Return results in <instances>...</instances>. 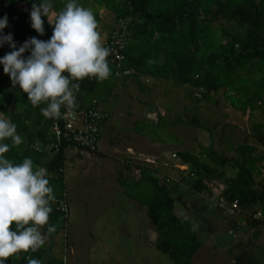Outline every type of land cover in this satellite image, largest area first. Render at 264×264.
<instances>
[{"label": "trees", "instance_id": "obj_1", "mask_svg": "<svg viewBox=\"0 0 264 264\" xmlns=\"http://www.w3.org/2000/svg\"><path fill=\"white\" fill-rule=\"evenodd\" d=\"M94 1L115 13L117 26L121 19L129 22L125 60L121 71L134 69L136 74L116 77V67L109 56L107 59L115 80H163L177 87H188L189 95L197 103L215 105L219 104L217 95L223 90L235 110L243 114L258 109L264 111V0H123L121 4L112 0ZM35 2L36 0H0V18L5 15L8 17V27L4 33L12 34L17 47L31 37L46 41L52 35V25L45 18H42L45 29L43 36L32 29L29 13ZM51 2L54 13L61 10L63 0ZM79 3L86 6L90 0H79ZM222 20L227 25L221 23V29L216 30L215 25ZM49 21L53 20L49 18ZM116 28L110 34L109 40ZM215 35H220L217 41ZM131 37H135L136 42L140 43L138 56H129L128 43ZM3 51L11 49L5 45L0 48V52ZM97 82L95 78L85 81L81 90L76 93V106L90 108H84L80 104L81 93ZM201 89L204 92L200 98L197 94ZM43 105H39V109L32 106L27 94L18 86L13 89L11 80L0 66V112H4L17 125L19 135L23 136L26 132L28 136L33 125L41 124ZM36 110L41 115H35ZM62 111L64 107L61 108ZM194 120L195 127L211 131L209 127L197 123L196 118ZM49 122L55 139L53 151L59 156L68 148L92 153L63 138L59 139L54 131L53 119H49ZM252 130L256 143L251 145L246 142L238 148L235 156H223L213 145L199 155L188 151L179 155L190 165L188 181L191 190L200 194L206 193L209 200L215 198L218 202H227L229 208L240 214L245 212L246 231H254V239L258 241L261 228L264 227V182L259 181L263 175L261 166L264 155L258 149L260 146L264 147V126L255 123ZM5 142L11 144V141ZM31 142L25 149L22 144L10 147L6 157L13 163H20L26 157L32 160L36 157L39 160L43 157L42 150L37 149L35 143ZM137 163L133 162L134 165L126 171V177L121 172L120 180L122 185L132 189L137 188L142 179L152 184V193L147 201H143L140 195L128 196L147 207L149 218L158 235L159 252L168 256L173 264H193L194 257L203 245L194 229L175 214L176 199L171 195V180L167 177L151 176L144 165ZM137 169H141L142 175L135 173ZM61 183L65 188L63 180ZM66 198L63 193L56 197V201ZM56 201L52 203L54 214L49 217V223H52V219L60 222L55 233L66 222ZM259 214L262 216L259 217ZM251 247V244L236 246V250L248 248L249 251L234 264H262L259 254ZM261 254L264 256V249ZM29 255L41 260L42 264L44 261L45 264H64L63 250L61 258H46L47 253L42 248L35 253H21L9 257L6 264H27L25 257ZM70 255L71 253L68 258Z\"/></svg>", "mask_w": 264, "mask_h": 264}, {"label": "crops", "instance_id": "obj_2", "mask_svg": "<svg viewBox=\"0 0 264 264\" xmlns=\"http://www.w3.org/2000/svg\"><path fill=\"white\" fill-rule=\"evenodd\" d=\"M80 4L87 8L90 5L95 4L99 8L95 17L98 23V30L101 33L102 41L105 46L109 40L110 34L117 26L116 17L111 25H108L106 21H104L103 24L101 14L104 12L103 9H107V7L103 6V8L102 6H99L94 0H90V3L86 6L83 3ZM54 17L55 13L52 8V13L49 17L43 18L54 20ZM104 20H108V18ZM139 47L140 43L136 42L135 37H131V41L128 43L129 56H138L140 54ZM146 81H150V78L147 80L141 79L140 81L132 78L115 80L114 77H112L111 71V75L108 79L98 81L95 85L87 87L82 91L80 104L84 108L92 107L93 103L97 102L98 109L109 115L108 121L102 126V130L105 128L108 134L111 135L109 144L107 147L102 145L103 149H100L97 155H91L88 152L75 148H68L62 156H59V170L53 166L52 162L48 163L45 161L44 165L40 164V161L36 159V157L34 158L33 163L45 167L47 174H49L50 185L53 187L54 194L57 197L58 195L63 194L64 188L61 181L63 180L65 187V164L69 159H71L72 166L75 165V160H85V164L99 162L100 158L116 160L121 164L120 170H118V168L115 169L118 173V177L116 175L115 188L119 187L121 189L126 186L122 185L120 173L124 172V176L126 177V173L130 167L134 165L133 162H138L137 165H144L151 176L155 175L162 178L167 177L171 180V195L176 199L175 214L194 229L203 245L194 257L193 264H217L216 261L219 259L225 262V255L228 256V260L231 258L230 264H234L236 260L249 251L248 248L238 250L234 248L239 244H245V246H247V242L245 243V241H248L249 239H251V241H249L248 246L251 244L254 249L257 247L258 252L256 253H259V259H263L264 256L261 252L262 249H264V227L261 228L260 240L256 241L254 239V231H246L247 224L245 220L231 215L225 208L215 206L209 198L206 197V193H196L191 190V186L188 185V183L186 184L183 183L184 181L181 182L175 179L177 173L179 176V172L173 170L175 165L172 167L171 163L178 164L179 161L174 160L172 154L177 153L179 155L181 152H187L182 148H178L185 144V141L182 139L180 132L177 134L175 133V124L180 121L183 126L185 122L178 119L177 122L170 120V123V121L167 120L169 116L168 114L173 113L171 110L168 111V109H166L165 103L161 104L156 101L152 102V104L146 105V102L143 100V92L146 91L148 93L145 85L147 84ZM157 81L159 83L166 82L163 80ZM160 89L161 88H158L157 92L160 91ZM163 94L166 96L165 93L162 92V95ZM45 106L46 105L44 104L43 107ZM37 108L39 109V106H37ZM36 111L37 112L34 113L35 115L39 113L38 110ZM39 114L37 117H39ZM42 117L41 124L39 123L32 126V132L30 131V134L23 139L25 141L21 143V146L25 149L29 146V142L33 141L35 147L42 150V158L46 160L49 159L47 148L53 153L52 149L55 139L51 133L49 119L45 118L43 115ZM152 128L153 130L161 128L164 132L175 133V135H177L176 139L178 144L173 145L168 144L163 140H156L150 134ZM25 133L26 132H24L22 138L26 135ZM38 143H40V145L37 146ZM106 148L108 149L106 150ZM67 153H70V155ZM148 161H153V163ZM83 167L84 171H87L85 168L86 166ZM135 173L137 175H142L141 169H137V172ZM102 177L104 184H108L106 176L103 175ZM146 178L149 179L150 177ZM142 180V182L146 181L144 179ZM149 180H151V178ZM259 181L264 182V170ZM57 185L59 187L61 185L59 192H57L55 188ZM110 185H115L113 180L110 181ZM51 207H53V205ZM102 212L103 216L98 219L105 227L106 234L110 239V241L107 240L105 242L108 243L106 248L108 255L105 257L107 264H129L124 260H131L133 256H135L137 264L172 263L169 257L166 256L167 259H164V257H161L160 255L157 248L158 235L155 225L149 218L147 207L142 204V202L127 197L126 202L121 208L115 207L114 205L108 206ZM53 214L54 212H52L50 216H53ZM50 221L52 223L49 224L59 227V221L55 222L53 219ZM46 228L47 226H44L42 229L44 233H46ZM130 233L137 238L130 240ZM62 243L63 236L61 230L57 233L51 234L45 245L42 247L47 253L46 258H61ZM71 248L72 252L69 257V264H82L83 261L80 257L82 254L85 255L81 252L82 249L79 250L81 252V255L79 253L80 257L78 255L76 259L75 245L72 244ZM125 253L126 255H124ZM139 261H141V263H139ZM45 263L46 261H44V264Z\"/></svg>", "mask_w": 264, "mask_h": 264}, {"label": "clouds", "instance_id": "obj_3", "mask_svg": "<svg viewBox=\"0 0 264 264\" xmlns=\"http://www.w3.org/2000/svg\"><path fill=\"white\" fill-rule=\"evenodd\" d=\"M52 8L51 0H36L32 4L31 27L40 36L45 32L42 18L49 17ZM47 20L53 28L48 40L31 37L17 47L12 34L4 33L7 15L0 18V48L7 45L11 49L0 57V66L13 89L18 86L34 107L45 104L41 114L54 119L61 115L62 107H76L79 81H103L110 77L107 58L111 49L103 44L93 10L79 0H66L54 20ZM22 142L17 125L0 112V264H6L14 255L37 252L57 230L49 224L51 205L56 201L49 174L34 167L30 157L13 163L5 155L10 147ZM44 226L46 233L42 231ZM25 258L27 264H42L31 255Z\"/></svg>", "mask_w": 264, "mask_h": 264}, {"label": "rangeland", "instance_id": "obj_4", "mask_svg": "<svg viewBox=\"0 0 264 264\" xmlns=\"http://www.w3.org/2000/svg\"><path fill=\"white\" fill-rule=\"evenodd\" d=\"M112 1L115 3L120 2V4L123 2V0ZM65 3L66 0H63L60 7L61 10L63 9ZM88 8H91L95 15L99 11V8L95 4L90 5ZM103 10L104 12L102 14L100 13L102 15L103 24L104 21H106L108 25H111L115 21V13L105 8ZM106 18H108V20H104ZM221 23L224 26L227 25V23L222 20L219 24L215 25L216 30L221 29ZM215 36L217 41L220 35ZM145 85L148 93L146 91L143 92V100L146 102V105L152 104V102L156 101L161 104L165 103L166 109H168V111L171 110L173 113L168 114V121L171 120L177 122L179 119L185 122L183 126L180 121L175 124V133L177 134L180 132L181 137L186 144V146L183 144L178 148H182L184 151H188L195 155L202 154L204 150H207L211 145H213L214 149L221 155L228 158L235 156L238 148L246 142L251 145L256 143L254 131L252 130L253 124L258 123L264 126V111L258 109L254 112H247L246 114H243L242 112L235 110L231 101L227 100L225 97L226 94L223 90L217 95L220 100L219 104L215 105L207 102L197 103L193 97L189 95L188 87H177L171 82L159 83L157 80L150 79V81H148ZM158 88L161 89L157 92ZM162 92L165 93L166 96H164V94L162 95ZM195 118L198 121L197 123L206 126L207 128L209 127L211 131L209 132L204 128L195 127V125H193ZM175 133L164 132L161 128L158 130H153L152 128V131L150 132L156 140L159 139L167 142L168 144L177 145V135H175ZM110 136L111 135L108 134L105 128L103 130L101 129L100 149H103L102 145L104 147L108 146ZM25 137L26 135H24L23 139H25ZM38 145H40V143H38L37 146ZM107 149L108 148H106V150ZM258 149L259 152L264 155V147L260 146ZM47 152L49 159L45 160L44 158H39L40 164L44 165L45 161L48 163L52 162L53 166L59 170V155L56 151H53L52 153L49 148H47ZM67 154L70 155V153ZM97 154L98 153H91V155ZM74 164L75 165L73 166L71 165V159H69L65 164L66 178L63 193L67 197L69 204L67 233L71 244L75 245L76 259L79 253L81 255V252H83L85 255L82 254L81 257L79 255L83 263L107 264L105 257L108 255L106 252L108 243L105 242L107 240L110 241V239L106 234L105 227L98 219L103 216L102 211H104L108 206L113 205L121 208L126 202L127 197L129 198L128 194L140 195L143 201H147L152 193L151 187L153 186L151 183L144 181L135 189L129 187L124 188L122 186V189L119 187L115 188L116 175L118 177V173L116 172L117 170L115 169L118 168V170H120L121 163H118L114 159L100 158L99 162L86 164L85 160H75ZM171 165L173 167V165L176 166L177 163H171ZM263 165L261 167L264 170ZM83 166H86L85 168L87 171H84ZM34 167L45 169L44 166H40L39 164H34ZM173 170L176 171L175 168ZM111 171H114L117 174ZM103 175L106 176L109 186L108 184H104ZM183 175L184 173L179 172V176L177 173L175 179L181 182L184 181L183 183H188L189 185L188 176ZM112 180L115 183L113 186L110 185V181ZM55 188L57 192H59L61 185L60 187L57 185ZM144 191L146 192L144 193ZM246 216L245 212H242L236 217H240L245 220ZM136 238L137 237L135 235L130 233V240ZM249 241H251V239L248 241L246 240L245 243L247 242L246 244L248 245ZM251 248H253L252 250L255 252H258L257 247H255V249L254 247ZM80 249H82L81 252L79 251ZM71 252L72 248L70 253ZM124 255H126V253ZM160 255L161 257H164V259H167L168 257L164 256L161 252ZM225 256V262L219 259L216 263L230 264L231 258L228 260V256ZM260 260L262 261V264H264V258ZM124 261L129 264H137L135 256H133L131 260L129 259ZM139 263H141V261H139Z\"/></svg>", "mask_w": 264, "mask_h": 264}, {"label": "built area", "instance_id": "obj_5", "mask_svg": "<svg viewBox=\"0 0 264 264\" xmlns=\"http://www.w3.org/2000/svg\"><path fill=\"white\" fill-rule=\"evenodd\" d=\"M127 19H121L119 25L116 28V31L111 36L110 40L106 44V47L111 49V62L116 67V77L132 76L136 74L134 69L121 71L122 63L125 60V49L127 47ZM9 51L0 52V57L4 56ZM27 56V55H26ZM92 81L93 78H86L82 81H79L81 90L85 81ZM77 92V93H78ZM203 89L197 94L201 98ZM109 115L100 111L97 107V102H94L92 107L89 109H82L78 105L74 109H66L61 112V115L53 119L54 122V131L57 137L60 139H65L69 143H74L76 146L81 147L85 150H88L92 153L99 152L101 146V126L104 122L108 121ZM172 158L179 163L174 166L176 171L184 173L183 176H188L190 173V165L183 161L177 153L172 154ZM153 163V161H148ZM193 176V174H192ZM210 201L215 205L227 209L231 215L237 216L239 213L233 209L229 208L227 202L221 201L218 202L215 198L210 199ZM56 204L59 207V210L64 214V219L66 222L64 226L61 227V232L63 236V253H64V264H69L68 254L71 251L70 247V238L67 233L68 221H69V204L68 200H57ZM259 217L262 215L259 214Z\"/></svg>", "mask_w": 264, "mask_h": 264}]
</instances>
